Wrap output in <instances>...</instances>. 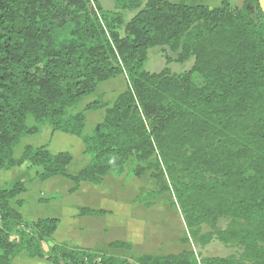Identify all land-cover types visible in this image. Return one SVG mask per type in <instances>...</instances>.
I'll use <instances>...</instances> for the list:
<instances>
[{
  "label": "trees",
  "instance_id": "trees-1",
  "mask_svg": "<svg viewBox=\"0 0 264 264\" xmlns=\"http://www.w3.org/2000/svg\"><path fill=\"white\" fill-rule=\"evenodd\" d=\"M115 4L108 10L99 0H0V170L40 168L42 180H73L74 192L81 182L102 185L122 175L135 160L133 176L151 172L169 181L189 232L183 242L206 246L216 239L239 252L119 256L56 243L60 219H26L18 199L26 182L18 181L0 188V264L22 255L51 264H264V14L258 0L240 7L232 0L215 7ZM129 11L134 15L127 20ZM155 47L194 64L180 74L147 71ZM119 75L127 77V89L112 105H87L104 108L105 116L85 133V111L71 109ZM41 125L80 137L90 163L71 175L68 151L28 144L16 156L23 138ZM168 190L147 191L139 200L155 201ZM110 246L132 249L123 241Z\"/></svg>",
  "mask_w": 264,
  "mask_h": 264
},
{
  "label": "crops",
  "instance_id": "crops-1",
  "mask_svg": "<svg viewBox=\"0 0 264 264\" xmlns=\"http://www.w3.org/2000/svg\"><path fill=\"white\" fill-rule=\"evenodd\" d=\"M170 1L199 4L205 0ZM99 2L105 9L115 10L116 8L113 0H99ZM213 2L215 7L221 5L222 0H213ZM89 103L85 105V112L91 110L86 109ZM104 103L112 105L114 102ZM42 127L44 131L50 132V139L42 144H28L46 146L54 154L70 152L73 155V161L68 166V172L71 175L78 174L90 163L91 157L85 153V145L80 137L53 130L50 125ZM42 127L35 134L42 133ZM46 127L50 129L45 130ZM127 169L120 176L113 174L108 176L102 185L81 182L78 190L71 192L75 183L67 177L56 176L42 180L37 176L40 168L25 170L15 167L11 170H0V188H8L18 181H25L27 190L18 196V199L23 200L25 204L19 210L26 219L31 221L41 218H59L60 225L54 234L56 243H68L71 246L119 256L168 255L194 249L195 243L191 239L189 243L183 242V238L189 236V232L180 209L173 210V204H168L165 195L155 201L139 200V197L150 189L144 188L143 183L135 182L145 178L146 175L129 177L130 171L128 174ZM112 176L115 181L112 180L110 183ZM79 197L84 199V204H80ZM82 209L102 212L82 213ZM176 219L182 224L183 232L176 233L177 236H171V229L169 230L167 226L169 227ZM116 241L130 243L132 249L128 251L123 248H112L111 243ZM25 256L15 258L14 264L17 259L24 260ZM44 262L51 264L45 260Z\"/></svg>",
  "mask_w": 264,
  "mask_h": 264
},
{
  "label": "rangeland",
  "instance_id": "rangeland-1",
  "mask_svg": "<svg viewBox=\"0 0 264 264\" xmlns=\"http://www.w3.org/2000/svg\"><path fill=\"white\" fill-rule=\"evenodd\" d=\"M243 1L244 0H232V4L233 6L240 7L243 4ZM113 3H115L114 0H113ZM202 3H205L209 6L214 7L213 0H205ZM133 15H134V12L132 11L127 12V15H126L127 20H130ZM177 57H178V53L170 50L169 48L155 47L149 50V56H148L147 61L145 62L144 68L145 70L150 71V72H160L164 70L165 68H168L171 71V73H174V74H180V73L189 71L192 68L194 61H195L194 58H191L190 60L185 61V62H178ZM193 79L198 80L199 83L201 82V80L196 76V74L193 75ZM127 86H128V79L124 75H119L115 78H111L109 80L103 81L98 85L97 90L94 93L84 97L83 100L77 106L73 107L71 110L73 112L84 110L85 105L87 103L96 101V100L113 103L114 100L117 98V96L121 92L126 90ZM85 114L87 116V124H86L85 133L90 134V133H93L95 129L98 127V125L102 122L103 117L105 116V110L104 109H99V110L91 109V110H87ZM28 124L32 126V125H35L36 123L34 122L32 118H30L28 120ZM42 126L44 125H41V127ZM43 129L44 128L42 127V130ZM47 129H50V128L46 127L45 130ZM49 134L50 132L43 130L42 133L31 134V135L26 136L21 141V143L17 146L16 156H19L21 154L24 146L28 143L42 144L43 142H47L46 140L50 139ZM134 164H135V160H132L127 165L128 174ZM113 177L114 176L110 178V181H109L110 183L112 182V180L115 181ZM129 177H135V176H133L130 173ZM137 179L138 178H136V180ZM137 182L138 184L143 183L144 188L148 187L150 191H154V190L159 191L163 189L164 187H167L169 190L164 194L167 197V200H168L167 202L168 204L172 203L173 210L178 211L179 208L175 204L176 200L173 195V192L171 191L170 183L166 179L165 175L161 176L160 180H157L151 176V172H148L145 178L137 180L135 183L137 184ZM79 202L80 204H84V199L82 197H79ZM227 223H228L227 220H222L221 227L223 228L226 227ZM167 228L169 230L171 229L170 230L171 236L176 235V233L183 232V226L182 224H180V221L178 219L172 221L171 225L169 227L167 226ZM204 229L205 231L210 230L208 226H205ZM109 236L111 237V234H109ZM194 249L196 253L199 254L200 256H213V255L221 256V255H226L230 253L233 254V253L239 252L238 248L229 247L216 239L210 242L209 244H207L206 246H201L195 243ZM38 259H33V258H29L25 256L24 260L21 258L17 259L16 264H46L44 260H41V259L38 260Z\"/></svg>",
  "mask_w": 264,
  "mask_h": 264
},
{
  "label": "water",
  "instance_id": "water-1",
  "mask_svg": "<svg viewBox=\"0 0 264 264\" xmlns=\"http://www.w3.org/2000/svg\"><path fill=\"white\" fill-rule=\"evenodd\" d=\"M258 2H259V5H260V8H261V10H262V12L264 14V0H258Z\"/></svg>",
  "mask_w": 264,
  "mask_h": 264
}]
</instances>
